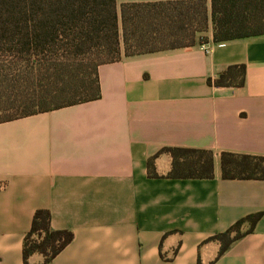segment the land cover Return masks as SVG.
<instances>
[{"label": "crops", "instance_id": "0c3cea01", "mask_svg": "<svg viewBox=\"0 0 264 264\" xmlns=\"http://www.w3.org/2000/svg\"><path fill=\"white\" fill-rule=\"evenodd\" d=\"M233 65L246 67L244 87L207 84ZM98 76L97 101L0 124V264H23L38 210L73 234L50 264H264V180H224L220 169L222 153L264 157V35L213 43L211 31ZM164 148L211 151L213 179L167 178V154L149 178ZM257 214L219 256L209 239Z\"/></svg>", "mask_w": 264, "mask_h": 264}, {"label": "trees", "instance_id": "16d2710c", "mask_svg": "<svg viewBox=\"0 0 264 264\" xmlns=\"http://www.w3.org/2000/svg\"><path fill=\"white\" fill-rule=\"evenodd\" d=\"M209 30L213 43L264 35V0H0V124L97 101L100 66L191 48ZM245 75L244 65H233L207 84L242 88ZM161 154L171 157L169 179L214 177L211 151L164 148L148 160L149 178L159 177ZM220 169L224 180H264V157L222 153ZM260 218L248 216L209 241L221 244L222 256ZM72 241L71 232L51 228L49 211L38 210L23 264L33 255L50 264Z\"/></svg>", "mask_w": 264, "mask_h": 264}, {"label": "rangeland", "instance_id": "374dc122", "mask_svg": "<svg viewBox=\"0 0 264 264\" xmlns=\"http://www.w3.org/2000/svg\"><path fill=\"white\" fill-rule=\"evenodd\" d=\"M122 1H120L121 3ZM211 30H209L207 33H205L203 36H202V42H206L205 40H207L208 38V35L210 34Z\"/></svg>", "mask_w": 264, "mask_h": 264}, {"label": "built area", "instance_id": "2783aa9c", "mask_svg": "<svg viewBox=\"0 0 264 264\" xmlns=\"http://www.w3.org/2000/svg\"><path fill=\"white\" fill-rule=\"evenodd\" d=\"M202 50H205L203 47H201Z\"/></svg>", "mask_w": 264, "mask_h": 264}]
</instances>
